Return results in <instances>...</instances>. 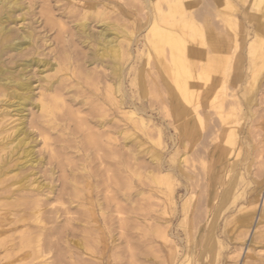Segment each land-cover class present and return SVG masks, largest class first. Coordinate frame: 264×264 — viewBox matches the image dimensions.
I'll return each instance as SVG.
<instances>
[{
  "label": "bare ground",
  "instance_id": "6f19581e",
  "mask_svg": "<svg viewBox=\"0 0 264 264\" xmlns=\"http://www.w3.org/2000/svg\"><path fill=\"white\" fill-rule=\"evenodd\" d=\"M164 2L169 8L167 15L179 27L175 29L168 27L164 30L160 28L161 30L154 31L152 33L154 40L152 41L156 44H166L169 48L167 51L169 59L167 58L168 64H166L169 74L165 84L172 94L171 103H175V100L178 102V106L176 105L175 108L182 138V154L178 159V166L182 168L184 174L190 173L187 168L194 164L195 159L192 158V155L198 156L200 153V151L194 153L192 147L200 139L204 126L212 122V127L209 129L216 135L208 156L213 162V168L204 177L205 179L209 178L211 183L206 192L216 200L215 212L206 232L200 237L202 244L197 251L198 256L192 251V248L194 247L195 250L198 246L199 229L197 234H186L188 244L185 245L180 264H190L193 254L197 257L196 264H201L204 258L213 260L212 264H219V249L217 247L222 248L223 246L218 241L219 238H216L215 226L217 224L215 225V223L230 205H233L244 195H255L254 199L247 201L248 206L242 209L241 214L237 217L239 236H243L242 234L247 236L245 234H248L252 227L256 214V200L264 191V137L260 134V136L257 135L259 131H255L262 117L260 111H264V108H260L261 97L264 96V0H164ZM99 4L103 6L100 0H93L89 1L86 7L89 6L93 10H97L95 7ZM198 5H202L204 9L209 7L211 15H207L202 10H194ZM28 12L29 7L21 3L20 0H0V96L8 97L6 104L13 107L9 113L19 116L16 133L12 137L13 130L10 129L7 132L5 125H1L5 115L0 114V264H50L51 259L61 263L63 258L72 260L74 264H88L87 260L82 261L84 259L81 257L84 255L83 251L85 253L87 251L86 246H81L80 242L76 243L75 247L82 250L76 259L74 252L67 244V239L76 228L85 229L87 226L97 228L99 233L103 231L106 221L100 203L97 204L98 211L90 212V209L85 207L86 205H81L80 208L84 211L82 210L81 215H77L78 217H73V215L64 217L63 221H59V219L64 214L65 216L72 215L69 206L74 203L73 199L76 196L83 195V192H86V195H91L96 188L93 185V181H95L93 179L99 171L98 173L92 172L90 163L93 156L96 158L99 152L104 153L102 146H109L107 152L109 158H118V137L124 131L119 130L116 126L112 127V131L105 128L107 122L104 121L103 110L106 99L116 109V112L130 121L133 128L141 127L144 133H148L149 128L146 126L145 119L140 116L135 107L132 108V102L129 103L131 111L125 112L122 105L121 62L130 53L129 49L125 52L121 50L119 39L121 36H125L130 43L133 41L134 34L123 30L118 32V27L114 24L100 22L104 14L103 11H91L92 14L90 13L99 18L97 21L99 31L96 34L89 31L87 21L76 24L77 34L82 38L80 43L88 48L91 47L92 42L94 43L88 58H85L86 67L94 65L93 72H97L96 69H102V71H105V68L108 69V77L104 76V80L105 82L110 80V83L107 82L105 86V98L102 95V97L95 96L87 103V98L82 97L76 103L79 107L88 105L93 111V113L90 112V115L95 114V116L92 117L89 114L79 116L83 113L79 108L75 112L66 111L67 105L75 103L74 100H70L67 104L64 96L67 92L58 86L62 81V75L56 77L54 81H47L35 102L32 101L31 83L24 75V70L34 65L43 68L47 66L48 70H54V74H60L62 63H66V68L70 70L72 67L70 54L63 53L62 60L55 63V68L49 61L38 58H33L29 62L22 61L21 65H18V67L21 66L19 70L17 69L18 71L4 68L2 65L4 52L13 51L19 56H26L34 46L32 32L23 25H20L22 31L19 34H12L11 25L24 22V16ZM16 13H21L19 18L15 17ZM86 17V13L83 14V18ZM164 23L166 24V21ZM130 24L134 23L130 21ZM73 69L72 74L76 70ZM85 77L90 80L88 72ZM98 83L97 79L96 85ZM71 99H75V97ZM28 106L35 108L48 125L58 121L57 117L59 116L63 122L66 138L60 141L53 140L50 143L51 140L46 136L45 130L40 133L43 135L42 146L46 152L48 151L47 173L52 180L49 184L38 181L35 177L37 173L33 170L38 165H44V160L42 157L34 156V145L31 143L34 140L30 138V133L25 129V112ZM54 129L55 127H53ZM130 131L127 132L129 137H132L133 133ZM203 137L205 136L203 135ZM160 141L162 140H160L159 134L156 144L160 145ZM72 143L73 145H71ZM71 149L75 152L72 153ZM78 153L80 162L74 164L71 157H76ZM100 155L99 159L104 163L105 153L104 156ZM159 160V154L152 158L155 165ZM242 161L246 163V172L244 173L240 167ZM253 164L254 167L257 166L254 172L251 171ZM205 165H201L202 169L205 168ZM27 168L28 171L21 173ZM156 169L158 170V168ZM56 173L58 175L55 179ZM114 174L116 177V173ZM217 175L218 182L213 183ZM153 176L155 175L153 174ZM158 176L151 178L148 175L147 177L151 178L152 182L159 184L169 182V201L171 205L174 204L173 193L175 191L173 192L174 188L172 189L174 184H171L174 182L173 175H171L173 182H171L168 172L164 176ZM188 179L190 180L189 177ZM56 188L58 189L54 194L53 201L60 203V207L66 205L63 210L52 209V202L48 203L51 209H45L37 197L35 199L28 198V195L33 194L31 193L33 191L40 192L42 189H47L48 195H50ZM192 197L191 195L187 196L181 203L180 213L185 218L190 212ZM115 212H117L116 208ZM158 213L167 215L166 210H161ZM47 214L52 217H45ZM263 219L264 200L254 235L259 233L258 225L261 222L264 224ZM152 220L151 229L154 238L167 244L169 242L167 229L170 220L162 219L161 223L158 221V217ZM26 222L32 224V227L23 225L24 230L18 229ZM49 224L52 226L47 227ZM260 230L259 234L264 238V226ZM15 234L18 236L13 239ZM55 237L57 240L53 241ZM60 240L64 245L59 244ZM61 250L64 253H61ZM50 254H52L51 258ZM245 255L246 259H249L251 250L247 249ZM252 264L256 263L252 262Z\"/></svg>",
  "mask_w": 264,
  "mask_h": 264
},
{
  "label": "rangeland",
  "instance_id": "374dc122",
  "mask_svg": "<svg viewBox=\"0 0 264 264\" xmlns=\"http://www.w3.org/2000/svg\"><path fill=\"white\" fill-rule=\"evenodd\" d=\"M20 1L29 7V12L24 16V22L11 25L12 34H19L22 31L20 25H23L32 32V43L34 46L29 50L26 56H19L13 51L4 52L2 54V65L4 68L18 71L21 67H18V65H21L22 61L29 62L33 58H38L39 60L49 61L55 68V63L62 60L63 53L70 54L72 57V67L70 70L66 68V63H62V71L60 74H54V70H48L47 66L43 68L42 66L37 67L34 65L27 67L24 70V75L28 78V82L31 83L33 88L32 101L34 102L37 100L39 92L43 91L47 81H54L56 77L62 75V81L58 86L67 92V95H64L66 103L68 104L70 100H74L75 103L74 105L69 104L71 108L67 105L66 111L75 112L77 108H79L83 112L81 115L79 114V116H85V114L90 115V112L93 113V111L90 110L88 105L79 107L76 103H78L82 97L87 98V103H89L95 96H104L105 86L107 82L110 83V80H107V82L104 80V76L108 75V69L105 68V71L96 69L97 72H93L92 69L94 65L86 67L85 58H88V54L92 50L94 43H91L90 48L80 43L82 38L77 34L76 24L87 21L89 23V31L96 34L99 31V25L97 24L99 18L92 16L91 11H103L104 14L100 22L114 24L118 27V32L123 30L134 34L133 41L130 43L125 36H121L119 39L121 50L125 52L129 49L131 55L125 56L121 62L122 105L125 112L131 111L132 108L135 107V110L145 119L146 126L149 128L148 133H144L141 127L133 128L130 121L122 114L116 112L112 104L107 99L105 100L103 110L105 113L104 121L107 122L105 128L112 131V127L116 126V128L125 133L123 132V134L118 137V158H109L107 154L109 146H102V152L105 153V156L104 153L99 152L96 158L95 156L92 157V162L90 163L91 171L94 173H98L99 171L93 179L96 183L98 182L96 186V183H94L95 181H93V185L96 188H94L91 195H86L87 193L83 192V195L76 196V198L73 199L74 203L69 206V211L72 215L65 216L64 214L59 219V221H63L64 217H72L73 215V217H78L77 215H81V211L83 210L80 208L81 205H86L85 207L88 208V210L90 209V212L98 211L99 208L97 204L100 203L101 205L100 208L104 213V219L106 221L104 222L103 231L99 233L97 228L85 226V229L76 228L73 234L70 235L71 237L69 236L67 239V244L71 247L76 259L77 255L82 253L81 249L75 247L76 243L80 242L79 244L84 247L86 246L85 248L87 250L86 253L83 251L84 255L81 257L84 260L82 261L87 260L88 264H180L184 255L183 250L185 245L188 244L186 242V234H195L199 229V233H196L198 236L197 239H199L198 246L195 250L193 249L194 247L192 248V251L198 256L199 254H197V251L202 244L200 237L206 232L205 230L216 208V200L212 198V195H208L206 192L211 184L210 180L209 178H204L213 168V162L208 156L214 144V140L216 139V135L209 129L212 127V122L204 126L202 131L203 134L201 133L200 139L196 141L192 147L194 153L199 151L200 153L198 156L192 155V158L195 159L194 164L187 168L190 173L187 170L188 174H184L182 168L178 166V159L182 154L181 129L178 125L179 121L176 117L177 110L175 108L178 102L175 100L174 102L176 104L171 103L172 94L165 84V80L168 79L167 76L169 74L168 65H166L169 59V52H167L169 48L166 44H156L152 41L154 40L152 37L154 31L164 30L168 27H172V29L179 27V25L172 22L171 17L169 18L167 15L169 8L164 0H100L103 6L99 4V6L95 7L97 10H93V8L89 6L86 7L88 2L93 0ZM194 10H202L206 12L207 15L210 14V8L207 7L204 9L202 5H198ZM85 13L87 17L84 19L83 14ZM20 14L21 13H16L15 17L19 18ZM130 21L134 24L131 25ZM73 68L76 69L74 74L71 73ZM87 72L89 73L91 81L85 77ZM97 79L99 83L96 85ZM92 82H94L93 85ZM72 97H75V99H71ZM263 97H261V109L264 108ZM7 99L8 97L0 96V114H3V116L5 115L1 125H5L7 132L10 131V129L11 131L13 130V137L18 127L19 116H13L9 113L12 111L13 107H9L6 104ZM130 101L132 102V108L129 105ZM25 114V129L30 133V138L34 140L31 141L32 145H34V156L38 158L42 157L44 160V165H38L33 169L37 173L35 177H37L38 181L49 184L52 180L47 173L48 151L46 152L44 146H42L41 140L43 135L40 133L45 130L47 134L45 135L51 140L50 143H52L53 140L60 141L66 138L64 135L65 131L63 130V122L58 114V121L53 123L54 125L46 124L44 118H42L39 112H36V109L32 106L27 107ZM260 114L259 115L262 117L255 131H259L257 135L260 134L264 137V111H260ZM90 116L93 117L95 114ZM88 118L90 119L91 117ZM53 127H55L54 130ZM130 129L132 130L130 131ZM128 130L130 133H133L132 137H129ZM158 133L160 134V140H162L160 141V145L156 144L157 138L159 137ZM212 134H214L213 137ZM203 135L205 137H203ZM71 145H73V143ZM71 151L72 153L75 152L72 149ZM100 154L104 156V163L99 159ZM156 154H159L160 158L157 165L152 162V158ZM78 156L79 153L76 157H71L74 164H79L78 162L80 161ZM201 165H205V168L202 169ZM240 167L242 173L246 172V163H244V161H242ZM256 167L257 166L255 165L254 167L253 164L251 171L254 172ZM156 168H158V170ZM28 170V168L24 169L21 173ZM104 170L107 172L105 173ZM167 172L170 175L171 182L174 181L171 183L174 184L172 185V189L174 188L173 192L175 191L173 193L175 202L172 205L170 204L168 196L170 195L168 191L170 189L169 182L159 184L151 180L152 177L158 175V177L164 176ZM114 173H116V177ZM153 174L155 176H153ZM57 175V173L54 175L55 179ZM148 175L151 178L147 177ZM171 175H173L174 179ZM214 182H218V175L214 178L213 183ZM189 183L190 185L193 184L192 187H190ZM57 189L58 188L50 195H48L47 189H42L40 192L33 191L31 192L33 194L29 193L32 196L28 195V198L35 199L37 197L45 209H51L48 203L52 202V209L59 208L63 210L66 205L60 207V203H54L53 201ZM189 190H193L194 192ZM190 195L193 196L191 208L189 214L185 218L180 213V206L183 200ZM245 196H247L246 200ZM254 197L255 195H244V197L240 198L233 205H228V209L215 223V225L217 224L215 226L216 238H219L218 241L223 246L222 248L217 247L219 249V258L217 257L220 261L219 264L264 263V248H262L264 245V238L259 234L261 231L260 229L264 226L262 222L258 225V229L260 230H258L259 235H254L255 226L262 209L264 191L256 200V214L252 227L248 231V234H245L247 236H244V234H242L244 237L239 236L240 229H238L237 217L241 214V210L248 206L247 201L252 200V198L254 199ZM115 208L118 213L115 212ZM161 210H166L167 215L158 213ZM45 217L49 218L52 217V215L47 214ZM155 217L159 218L158 221L160 223L162 219L170 220V225L167 229L169 239L167 244L163 243L160 239H155L152 234V219ZM23 225L32 227V224L26 222L22 224V226H19L18 229L21 228L24 230L25 228H23ZM50 226H52V224L47 225V227ZM17 236L18 234H15L13 239ZM57 238H53V241H56ZM61 240L59 244L64 245ZM247 249L251 250V257L249 259H246L245 255ZM239 250L242 251L240 252ZM61 253H64V251L61 250ZM196 255H192L190 264H196ZM51 256L52 254L49 255L50 258ZM212 262L213 260H205L204 258L201 264H212ZM72 263L73 261L67 258H63L61 263H57L52 259L50 260V264Z\"/></svg>",
  "mask_w": 264,
  "mask_h": 264
}]
</instances>
